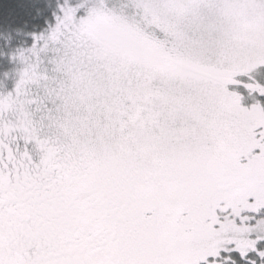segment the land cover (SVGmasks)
<instances>
[{
    "label": "snow or ice",
    "instance_id": "6c2138e0",
    "mask_svg": "<svg viewBox=\"0 0 264 264\" xmlns=\"http://www.w3.org/2000/svg\"><path fill=\"white\" fill-rule=\"evenodd\" d=\"M0 264H264V0H16Z\"/></svg>",
    "mask_w": 264,
    "mask_h": 264
},
{
    "label": "trees",
    "instance_id": "16d2710c",
    "mask_svg": "<svg viewBox=\"0 0 264 264\" xmlns=\"http://www.w3.org/2000/svg\"><path fill=\"white\" fill-rule=\"evenodd\" d=\"M16 9V0H0V17H8L10 13L14 14Z\"/></svg>",
    "mask_w": 264,
    "mask_h": 264
}]
</instances>
